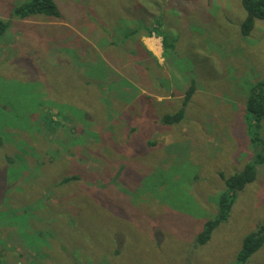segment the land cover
<instances>
[{
  "label": "rangeland",
  "instance_id": "obj_1",
  "mask_svg": "<svg viewBox=\"0 0 264 264\" xmlns=\"http://www.w3.org/2000/svg\"><path fill=\"white\" fill-rule=\"evenodd\" d=\"M25 1L0 0V264H236L264 220V117L245 109L264 20L242 35L240 0H54L59 17L20 19ZM257 154L198 243L221 175Z\"/></svg>",
  "mask_w": 264,
  "mask_h": 264
},
{
  "label": "trees",
  "instance_id": "obj_2",
  "mask_svg": "<svg viewBox=\"0 0 264 264\" xmlns=\"http://www.w3.org/2000/svg\"><path fill=\"white\" fill-rule=\"evenodd\" d=\"M240 2L246 12L245 18L240 24V32L242 35L247 36L252 30L255 20H264V0H240ZM13 12L20 19H26L38 14L53 17L60 16L59 9L54 0H28L16 6ZM8 26L9 22L0 19V36L6 31ZM155 34L162 38V43L165 47L167 43L162 33L156 29ZM191 82L190 88L186 91L184 103L194 90L193 81ZM245 109L248 116L254 121L253 125L258 126V122L264 117V79L257 82L250 90L245 103ZM183 114V108L173 114L166 113L162 115L161 121L164 124L176 123L183 118ZM260 161H262L261 155L257 154L251 162L244 165L240 172L228 177L221 175L225 191L217 199L219 205L218 214L215 218L209 219L204 223L203 229L197 235L198 243L203 244L206 242L216 225L226 218L236 193L253 180L255 165ZM263 242L264 220L258 230L247 234L243 238L242 247L237 254L236 264H245L249 257L261 247Z\"/></svg>",
  "mask_w": 264,
  "mask_h": 264
},
{
  "label": "crops",
  "instance_id": "obj_3",
  "mask_svg": "<svg viewBox=\"0 0 264 264\" xmlns=\"http://www.w3.org/2000/svg\"><path fill=\"white\" fill-rule=\"evenodd\" d=\"M157 47V46H156Z\"/></svg>",
  "mask_w": 264,
  "mask_h": 264
}]
</instances>
